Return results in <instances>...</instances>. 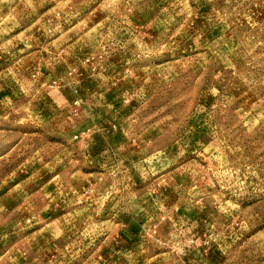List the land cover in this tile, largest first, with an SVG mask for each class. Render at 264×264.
<instances>
[{"label":"rangeland","instance_id":"374dc122","mask_svg":"<svg viewBox=\"0 0 264 264\" xmlns=\"http://www.w3.org/2000/svg\"><path fill=\"white\" fill-rule=\"evenodd\" d=\"M0 264H264V0H0Z\"/></svg>","mask_w":264,"mask_h":264}]
</instances>
